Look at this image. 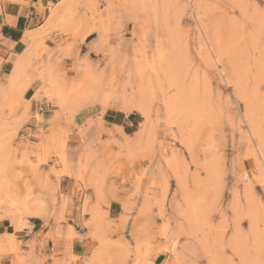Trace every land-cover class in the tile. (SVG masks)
Instances as JSON below:
<instances>
[{
	"label": "rangeland",
	"instance_id": "374dc122",
	"mask_svg": "<svg viewBox=\"0 0 264 264\" xmlns=\"http://www.w3.org/2000/svg\"><path fill=\"white\" fill-rule=\"evenodd\" d=\"M257 2L50 5L43 27L59 38L35 52L30 44L7 77L11 91L0 95V220L8 222L0 264H59L41 250L47 239L78 236L64 217L63 175L80 182L90 216L81 225L95 245L83 264H223L226 243L260 264L264 10ZM25 68L42 80L35 97L56 109L35 138H18L31 119L21 96ZM92 104L101 113L75 125L73 114ZM108 108L136 122L126 132L114 120L105 126ZM33 118L44 122L37 110ZM111 201L121 206L117 217L108 214ZM241 216L251 218V253L247 230L236 226ZM31 217L43 230L23 240Z\"/></svg>",
	"mask_w": 264,
	"mask_h": 264
},
{
	"label": "crops",
	"instance_id": "0c3cea01",
	"mask_svg": "<svg viewBox=\"0 0 264 264\" xmlns=\"http://www.w3.org/2000/svg\"><path fill=\"white\" fill-rule=\"evenodd\" d=\"M58 0H0V95H5L11 91L7 86V77L10 75L13 63L31 44L33 52H35L40 42L48 47L54 46V40L59 38L56 31L45 32L47 27H43L48 16L50 5L57 3ZM28 36H34L32 42ZM81 54V45H80ZM33 60V59H32ZM50 61L46 55H43V62ZM67 62V61H65ZM35 71L25 68L20 77V81L24 80L25 88H21V96L24 101L30 102L31 119L22 125L21 131L18 133V138H35L38 135L39 127L46 128L49 124L48 120L53 115L56 109L53 107L52 101H48L45 97L36 98V92L42 87V80L38 78ZM67 76H70L67 73ZM41 107L42 110L38 111ZM42 115L44 122L37 123L33 118L34 111ZM116 109L108 108L101 118L103 125L112 127H122L123 131L130 130L136 118L131 113L125 116L122 113H117L114 117ZM23 113L22 107L15 109L14 116L21 117ZM101 113V108L95 104L87 105L80 108L72 116V121L75 125H81L89 118ZM60 184L65 189V194L70 198L64 210V217L68 220V224L74 228L78 236L73 238H64L58 240H46V246L42 248V256L53 255L59 264H83L85 257L88 259L91 248L95 243L89 236V231L81 224L84 220L89 219V212L83 211V197L79 193L80 182L74 177L63 175L60 178ZM87 207H89L87 205ZM110 216L117 217L121 214V206L114 201H111L107 209ZM114 212L115 214H112ZM30 233L25 229L21 234L23 240L27 237L36 234L43 229V221L39 217H31L28 220ZM8 227V222L5 219L0 220V232ZM27 236V237H26ZM43 238V233L40 239ZM51 246V248H48ZM90 254V255H89ZM95 260L93 259L92 263Z\"/></svg>",
	"mask_w": 264,
	"mask_h": 264
},
{
	"label": "snow or ice",
	"instance_id": "6c2138e0",
	"mask_svg": "<svg viewBox=\"0 0 264 264\" xmlns=\"http://www.w3.org/2000/svg\"><path fill=\"white\" fill-rule=\"evenodd\" d=\"M257 7L264 10V0H258ZM257 190L259 191V199L262 206H264V185H258ZM250 217L249 216H241L237 220V228L240 229V231L243 233L245 230L246 235L248 236V251L249 253L255 251V238L253 233V228L250 224ZM229 232H231V229H229ZM227 239V237H226ZM261 255L264 257V223L261 224ZM224 256L226 257L225 261H223V264H250V262H246L241 254H239L235 248L230 244L226 243L224 246ZM199 264H206V261L201 260ZM260 264H264V258L260 260Z\"/></svg>",
	"mask_w": 264,
	"mask_h": 264
},
{
	"label": "built area",
	"instance_id": "2783aa9c",
	"mask_svg": "<svg viewBox=\"0 0 264 264\" xmlns=\"http://www.w3.org/2000/svg\"><path fill=\"white\" fill-rule=\"evenodd\" d=\"M41 110H42V108H41V107H39V108H38V111H41Z\"/></svg>",
	"mask_w": 264,
	"mask_h": 264
},
{
	"label": "bare ground",
	"instance_id": "6f19581e",
	"mask_svg": "<svg viewBox=\"0 0 264 264\" xmlns=\"http://www.w3.org/2000/svg\"><path fill=\"white\" fill-rule=\"evenodd\" d=\"M14 64H15V63H14ZM12 71H13V70H12ZM12 71H11V72H12Z\"/></svg>",
	"mask_w": 264,
	"mask_h": 264
}]
</instances>
